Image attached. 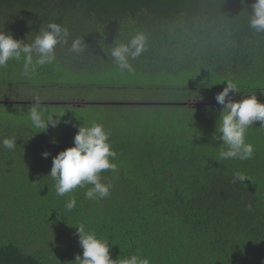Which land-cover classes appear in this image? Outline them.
Masks as SVG:
<instances>
[{
	"label": "trees",
	"instance_id": "1",
	"mask_svg": "<svg viewBox=\"0 0 264 264\" xmlns=\"http://www.w3.org/2000/svg\"><path fill=\"white\" fill-rule=\"evenodd\" d=\"M254 2L0 0V30L14 39L30 43L50 22L69 32L68 43L56 46L55 61L31 78L22 75V60L0 68V92H30L39 75H53L59 67L82 72L117 67L111 49L137 33L144 35L145 46L130 60L132 70L194 81L208 74L262 79L264 32L249 23ZM77 38L79 53L70 51ZM34 103L5 100L0 106ZM72 103L42 104L82 107ZM200 104L196 109L212 105ZM24 115L0 112V141L17 139L11 150L0 143V264H75L83 251L80 224L110 243L113 259L139 254L150 264H264V159L214 156L213 146L203 147L197 136L207 115H196L194 124L164 125L152 116L145 122L138 117L125 129L104 128L118 171L100 173L111 189L98 200L85 197L92 185L57 195L49 175L53 157L74 146L78 128L87 126L60 121L44 131ZM236 173L248 179L234 183ZM73 196L76 205L69 211L66 203Z\"/></svg>",
	"mask_w": 264,
	"mask_h": 264
},
{
	"label": "clouds",
	"instance_id": "2",
	"mask_svg": "<svg viewBox=\"0 0 264 264\" xmlns=\"http://www.w3.org/2000/svg\"><path fill=\"white\" fill-rule=\"evenodd\" d=\"M253 13L250 16V27L257 32H264V0H255L252 4ZM69 39L68 29L55 22H50L42 27L35 39L26 43L24 40L14 39L9 33L0 30V68L5 67L10 60L23 61L22 75L31 78L38 68L55 61V49L59 44H67ZM145 37L142 33L132 36L127 43H121L111 49V57L120 71H132L130 60H135L143 52ZM70 51H82V40L74 39ZM230 93H239L236 83L229 80L227 86L215 97L222 106L219 116V126L213 139L222 141L226 150L219 153L221 160L253 158L254 147L246 142L248 129L256 122L264 126V102L257 99L256 95L243 97L239 101L232 98ZM35 103L28 109L27 115L34 127L47 130L49 125L55 127L59 124V117L53 119L50 114L44 118L46 111L40 98L36 97ZM109 133L102 124H93L91 127L80 126L74 137V146L61 151L53 157L50 176L55 181L56 193L64 196L77 187L87 188V199H102L110 194L111 185L101 182L100 173L105 170L117 172L114 160L117 153L112 150L108 142ZM16 138H5L0 143L7 149L16 147ZM48 152L43 153L47 158ZM248 178L242 173H236L233 179L241 182ZM76 205V198L71 197L66 208L70 211ZM250 207V206H249ZM79 236L82 256L75 257V264H150L149 259L134 254L123 259H113L110 252V243L105 239L97 238L94 231H86L84 224L76 227Z\"/></svg>",
	"mask_w": 264,
	"mask_h": 264
},
{
	"label": "rangeland",
	"instance_id": "3",
	"mask_svg": "<svg viewBox=\"0 0 264 264\" xmlns=\"http://www.w3.org/2000/svg\"><path fill=\"white\" fill-rule=\"evenodd\" d=\"M38 77L40 78L34 82V85L38 87L34 90L10 96L0 92V101L11 100L16 104L22 101L35 102L36 97H39L41 103L79 102L82 106L80 108L42 104L46 109L44 118H48L50 114H53V117L62 115L59 117L61 122L81 121L87 127L102 124L108 130H114L117 126L125 129L129 122L139 118L145 122L152 116H155V120L162 119L163 124L168 125L172 122L194 124L197 122L196 115L201 117L207 115L197 136L204 140L203 147L213 146L214 156L226 150L222 146V141L213 139V135H220L216 132V128L219 126V116L222 111V106L215 104L217 103L215 97L223 91L227 82L231 80L238 86L239 93H230L234 100L239 101L243 97L256 95L259 101L264 102V90H259L264 89V78L255 80L249 74L245 75V78L208 74L205 78L194 81V79H187L188 75L184 77L150 74L139 70L122 72L118 67L109 66L92 72L59 67L57 70L55 68L53 75L41 74ZM47 84L60 87L48 90L41 88ZM188 101L196 103L190 106L193 108L174 106V104H185ZM84 102L89 105L84 106ZM200 102L212 105L196 109ZM29 108L13 109L0 106V112L7 114L9 118L20 112L25 114L24 119L30 122L27 115ZM246 142L253 145L255 160L262 161L264 159V126H261L260 122L254 123L248 129Z\"/></svg>",
	"mask_w": 264,
	"mask_h": 264
},
{
	"label": "water",
	"instance_id": "4",
	"mask_svg": "<svg viewBox=\"0 0 264 264\" xmlns=\"http://www.w3.org/2000/svg\"><path fill=\"white\" fill-rule=\"evenodd\" d=\"M2 103H3V102H2ZM84 103H85V102H84ZM193 103H194V101H193ZM193 103H192L191 101H188V102L185 103V105L188 106V107H190ZM72 104H73V105H74V104L81 105L79 102H78V103L73 102ZM194 104H196V103H194ZM84 105H85V104H84ZM126 105H127V104H126ZM128 105H131V104H128ZM133 105H136V104H133ZM197 105H198V107L201 106L200 103L197 104Z\"/></svg>",
	"mask_w": 264,
	"mask_h": 264
},
{
	"label": "crops",
	"instance_id": "5",
	"mask_svg": "<svg viewBox=\"0 0 264 264\" xmlns=\"http://www.w3.org/2000/svg\"><path fill=\"white\" fill-rule=\"evenodd\" d=\"M201 103V102H200ZM215 104H218V103H215Z\"/></svg>",
	"mask_w": 264,
	"mask_h": 264
}]
</instances>
